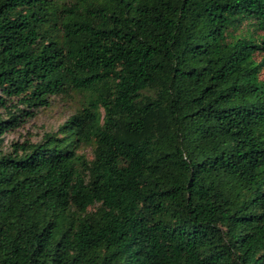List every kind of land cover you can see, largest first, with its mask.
Instances as JSON below:
<instances>
[{"label": "trees", "instance_id": "1", "mask_svg": "<svg viewBox=\"0 0 264 264\" xmlns=\"http://www.w3.org/2000/svg\"><path fill=\"white\" fill-rule=\"evenodd\" d=\"M263 70L264 0H0V264H264Z\"/></svg>", "mask_w": 264, "mask_h": 264}, {"label": "rangeland", "instance_id": "2", "mask_svg": "<svg viewBox=\"0 0 264 264\" xmlns=\"http://www.w3.org/2000/svg\"><path fill=\"white\" fill-rule=\"evenodd\" d=\"M262 75L264 77V70L262 72ZM61 111V105L60 102L57 100H54L51 107L47 110H43L40 112V115L38 118L34 121H37V125L46 124V126H51L52 123L57 121V113ZM58 123V122H57ZM29 127L31 128V124H29Z\"/></svg>", "mask_w": 264, "mask_h": 264}]
</instances>
